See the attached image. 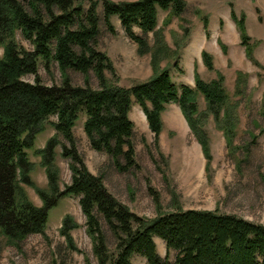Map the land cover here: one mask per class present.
Instances as JSON below:
<instances>
[{
    "label": "trees",
    "instance_id": "1",
    "mask_svg": "<svg viewBox=\"0 0 264 264\" xmlns=\"http://www.w3.org/2000/svg\"><path fill=\"white\" fill-rule=\"evenodd\" d=\"M185 8L184 0H0V234L8 241L18 244L29 235L43 234L48 211L59 199L70 196L79 199L97 264H132L134 255L144 258L146 264H264V225L216 211L180 208L146 220L119 203L100 176L88 172L76 149L73 129L83 115V132L93 151L105 153L121 171L137 167L134 126L128 116L133 103L143 113L156 147L163 130L161 115L167 105L176 104L207 165L211 160L205 131L209 116L222 133L226 148H232L240 125L239 100H232L226 91L223 76L214 71L212 57L201 52L203 65L214 71L216 78L205 82L195 72L194 88L178 87L169 71L158 66L162 58L174 54L157 29L158 12L180 17ZM230 15L246 58L260 67L252 56L245 16L238 18L233 10ZM113 17L140 54L154 50L152 77L129 89L106 78V72L115 76V71L108 57L97 49L100 23L114 33ZM17 32L29 49L17 43ZM149 34L154 39L152 47L148 45ZM222 50L225 52V47ZM40 66L46 72L57 68L62 75L60 85L41 84ZM70 71L84 77L83 86L71 83ZM90 74L97 80V89L89 85ZM25 76L34 77V82L22 80ZM247 77L240 71L235 73L233 96L244 94ZM198 97L204 101L203 111L198 110ZM51 117L55 118L52 122ZM48 122L55 135L34 152L41 157L47 177V190H43L29 178L33 163L27 151L34 149ZM57 147L71 170L70 183L63 190L58 186ZM19 184L32 187L42 206H34ZM153 198L159 209L158 197ZM101 222L116 239L115 254H108ZM76 227L71 217L63 219L60 234L70 244V232ZM154 238L164 243V259L156 251ZM170 252H174L172 262L167 258Z\"/></svg>",
    "mask_w": 264,
    "mask_h": 264
},
{
    "label": "rangeland",
    "instance_id": "2",
    "mask_svg": "<svg viewBox=\"0 0 264 264\" xmlns=\"http://www.w3.org/2000/svg\"><path fill=\"white\" fill-rule=\"evenodd\" d=\"M184 1L186 8L180 17L158 12L157 29L162 32L166 46L174 52L168 58H162L158 66L169 71L171 80L178 87L194 88L195 72L205 82L215 79V72L223 76L226 91L232 100H239L240 125L232 148H226L222 133L215 129L209 116L205 131L211 160L207 165L200 144L176 104H169L161 115L164 131L156 147L143 113L133 103L128 116L134 126L137 167L121 171L105 153L93 151L83 132V115L73 129L77 152L88 172L100 176L104 187L119 203L146 220L180 208L184 211H216L264 225V0ZM231 10L238 18L245 16V31L252 46V56L260 67L246 58ZM97 13L101 16L100 7ZM204 19L207 29L204 28ZM111 24L114 33L100 23L97 45L115 71V76L106 72V78L125 89L149 80L153 75L151 57L154 50L140 54L137 45L125 36L117 18H111ZM134 31L139 33L138 29ZM15 39L26 49L30 48L18 32ZM153 43V35L149 34V47ZM203 51L212 57L215 72L208 71L203 65ZM238 71L248 77L244 94L235 97V73ZM38 75L40 83L45 86L61 83L62 75L55 67L46 72L40 66ZM68 76L75 86L85 83L81 74L70 71ZM87 79L91 88H98L93 74ZM22 80L33 83L34 77L25 76ZM204 109V101L198 97V110ZM54 120V117L49 119L50 122ZM54 135L49 122L46 123L36 138L34 149L27 151L29 161L33 163L29 178L43 190H47V177L41 166V157L34 152L43 149ZM59 140L63 142L61 138ZM60 151V147L55 150V164L59 171L58 186L63 190L70 183L71 170L69 161L60 156ZM19 185L34 206H42L32 187ZM154 196L158 197L159 209ZM78 200L70 196L59 199L48 211L43 234L29 235L18 244L0 234V264H97ZM67 216L77 224L70 232L71 244L60 234L62 221ZM101 225L108 254H115L116 239L105 224L101 222ZM154 243L158 255L164 259V243L158 238H154ZM173 257L174 252H170L167 258L172 262ZM131 263L146 264V261L134 255Z\"/></svg>",
    "mask_w": 264,
    "mask_h": 264
},
{
    "label": "crops",
    "instance_id": "3",
    "mask_svg": "<svg viewBox=\"0 0 264 264\" xmlns=\"http://www.w3.org/2000/svg\"><path fill=\"white\" fill-rule=\"evenodd\" d=\"M193 82H194V81H193ZM167 106H168V105H167ZM167 106H166V107H167ZM181 119H182V116H181ZM185 123H186V122H185ZM163 131H164V130H162V132H163ZM162 132H161V133H162ZM198 150H199V148H198ZM199 153H200V150H199ZM200 156H201V153H200ZM201 157H202V156H201Z\"/></svg>",
    "mask_w": 264,
    "mask_h": 264
}]
</instances>
